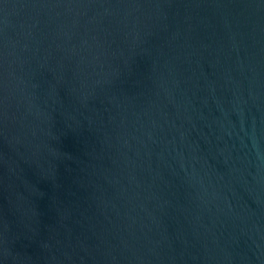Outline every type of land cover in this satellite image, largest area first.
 Masks as SVG:
<instances>
[{
  "label": "water",
  "instance_id": "obj_1",
  "mask_svg": "<svg viewBox=\"0 0 264 264\" xmlns=\"http://www.w3.org/2000/svg\"><path fill=\"white\" fill-rule=\"evenodd\" d=\"M0 264H264V0H0Z\"/></svg>",
  "mask_w": 264,
  "mask_h": 264
}]
</instances>
